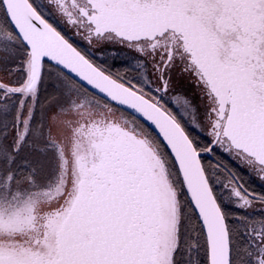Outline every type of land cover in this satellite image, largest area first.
<instances>
[{
    "label": "snow or ice",
    "instance_id": "snow-or-ice-1",
    "mask_svg": "<svg viewBox=\"0 0 264 264\" xmlns=\"http://www.w3.org/2000/svg\"><path fill=\"white\" fill-rule=\"evenodd\" d=\"M0 264H264V0H0Z\"/></svg>",
    "mask_w": 264,
    "mask_h": 264
}]
</instances>
